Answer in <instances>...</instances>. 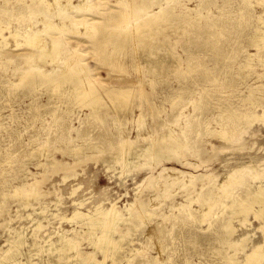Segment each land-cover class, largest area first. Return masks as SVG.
<instances>
[{"label":"rangeland","instance_id":"374dc122","mask_svg":"<svg viewBox=\"0 0 264 264\" xmlns=\"http://www.w3.org/2000/svg\"><path fill=\"white\" fill-rule=\"evenodd\" d=\"M95 1L105 3L104 8L86 11L88 18L106 20L116 9L105 0ZM136 2L147 6L143 15L164 7L167 17L145 29L142 47L133 50L129 42L117 51L112 56L116 65L106 56L114 52L111 40L99 49L92 44L102 36L101 28L109 30L117 25L115 21H106L95 31L79 25L78 34L44 33V37L55 33L65 37L61 57L68 61L72 41L81 40L78 59L90 69L99 92L129 90L126 99L119 97L113 104L104 97L106 107L93 110L75 96L68 81L58 86L39 79L29 86L19 83L22 58L32 49L24 44L23 36L14 39L8 32L19 29L22 33L30 25L42 27L38 21L44 15L34 12L35 1L0 0V11L6 12L0 22L6 37L5 41L0 37V251L6 249L9 234L20 223L29 227L26 241L31 243L34 218L47 226L43 232L75 228L80 248L90 251L87 229L58 224L52 216L56 210L68 216L76 200L84 201L83 212L110 203L123 209L141 201L140 210L146 215L129 221L134 227H128L127 239L134 243L131 247L143 252L133 253L129 264H224L231 254L241 263L258 244L263 245L260 258L250 260L264 264L263 218L255 219L252 211L235 215L236 231L230 239L244 241L240 248L232 247L220 239V220L212 217L222 213L226 217L229 210L221 202L210 208L203 204L208 192L219 187L233 168L249 166L256 177L248 172L244 177L252 187L264 180V119L249 125L246 118L260 115L264 107V42L252 43L257 36L264 37V0ZM41 63L43 70L52 66ZM230 113L241 118L230 121ZM224 128L234 131H229L234 134L231 140L217 135ZM168 134L182 144L170 159L164 150ZM152 143L162 146L163 152L161 162L151 170L137 153ZM121 151L127 157L125 165L111 161ZM162 165L167 170L158 176ZM173 171L184 175L165 181L174 176ZM33 182L41 195L32 200L33 207H19L16 187ZM239 191L240 186L232 190ZM39 202L48 204L47 213L30 209L38 208ZM207 210L211 212L203 216ZM28 213L31 217H25ZM208 222H212L210 227ZM97 257L103 259L101 254ZM106 264L119 262L108 258Z\"/></svg>","mask_w":264,"mask_h":264},{"label":"bare ground","instance_id":"6f19581e","mask_svg":"<svg viewBox=\"0 0 264 264\" xmlns=\"http://www.w3.org/2000/svg\"><path fill=\"white\" fill-rule=\"evenodd\" d=\"M30 1H35L34 9H36V11L34 12L36 15H44L42 18L40 17V21H38L41 23L42 27L38 26V28L35 29L29 24L30 26H26L22 33L19 31V29L9 30L8 32V37L14 39H17V37L20 35L23 36L24 44L32 49V51L25 53L22 58L24 66L21 68L19 74V83L29 86L33 80L39 79L44 83H52L54 86H58L62 81H68L71 83L75 96L81 101L85 100V104L90 106L93 110L106 107L104 97L113 104L116 103L119 97L126 99L129 90L104 89L102 92H99L92 82L90 69L86 66V64L80 62V59H78L81 57V53L79 52V43H81V40L79 38H75V40L72 41L73 46H69L71 53L70 55L68 53L70 61L64 60L65 58L67 59V57H61V47L62 44L65 43V37H61L60 34L65 32L78 34L79 31L77 30V27L79 25H82L84 29L95 31L97 28L103 26L106 21H115L117 25L109 30L102 27L100 30L102 36L96 37L92 44L99 49L101 48L102 43L106 42L107 40H111L114 44V52L108 53L106 56L111 60L112 65H116L115 63L113 64L112 56H114L117 51H119L129 42L132 43L131 47L133 50L137 49V47H142L147 38L145 29L148 26L155 25L160 19L165 21L167 17L162 12L164 11V7H160L155 13H146L143 15L147 10V6L141 5L140 2H136V0H105V2L110 3V6L116 7L113 12L108 14L109 16L106 18V20L88 18L87 14H85L86 11H89L94 7L104 8L105 3L99 4L101 1H99V3L95 0ZM131 7L136 10L131 9ZM138 7L140 8L137 9ZM137 10L138 14L135 13ZM3 13L6 12L0 11V22H2L1 16ZM49 30L57 31L60 34L55 33V35L53 34L49 35L48 37H44V33L48 32ZM260 30L261 29H258V31ZM2 31L3 27L0 25V37L2 41H5L6 37L2 34ZM262 31L264 32V29ZM257 41H262L263 43L264 37L257 36V39H253L252 43L254 45H258ZM16 42L18 41L16 40ZM17 45H19V43H17ZM66 47L68 48V46ZM44 61L52 63V66L49 70L41 69V62ZM151 63L152 62L149 61L150 65ZM95 75L98 76L97 73ZM117 107L120 109L119 104H117ZM229 115L231 118L228 120L235 123L241 118L240 115L236 113H230ZM246 118L249 125L256 120L264 119V107L262 108L260 115L251 114ZM229 131L234 132L233 130H226L224 128L220 130L217 135H219V137L222 139L231 140L234 134H229ZM167 140H169V145L164 150L166 151V158L170 159L171 156L173 157L178 153V150L182 144L171 134H168ZM155 144L157 143H152L145 149L141 150L139 154L137 153V156L145 157L144 164L149 165L151 170L161 162L160 155H162L161 152H163V147ZM111 161L125 165L127 162L125 151L116 153L115 156L112 157ZM161 167L162 169L159 171L158 176L167 170L166 168H163V165ZM251 170L252 169L249 166H244L233 168L229 172L227 171L228 174L222 183H219L220 186L215 190H210L203 199V204L207 205L209 208L217 202H221L223 208L229 210V213L226 217L223 216V213L221 215L216 214L215 216H213V214L212 217L220 220L219 225L222 229V238L220 239H223L227 245L232 247H241L242 241H244L243 238H240L236 241L230 239V237L236 231L232 221L235 215L241 214L242 216H245L250 211H252V215L255 216V219L256 217L264 219V180L257 186L255 185V187H252V182L251 184L247 183L244 177V173H250ZM263 173L264 172H262V174ZM173 174L174 176H169V179H166L165 181L174 179L179 180V176L184 175L180 171H173ZM250 174L252 175V173ZM189 176L194 177L193 175ZM253 177H256V175ZM153 178L155 179V177ZM160 185H162V183ZM238 186H240V191L233 193V188ZM74 191L75 190H73L72 193ZM14 194L21 198L19 203V207L21 208L32 206V200L38 199L41 195L36 182L16 187ZM226 197L228 198L227 201H225ZM140 202L134 201L133 203L126 204L123 209L116 207L115 203H110V205L105 208L101 205H97L93 210L83 212L80 209L83 207L84 201L76 200L73 202L75 208L68 216L63 215L64 213L61 214L58 212V210H56L57 212L53 214L49 212L52 214L53 219H56L60 225L62 223H68L71 226H84L87 229V232L85 233L88 234V246H90V251L87 252H83L80 248L81 243L79 237L76 236L78 230L75 228H70L71 230L57 228L55 231L43 232L44 227L46 228L47 226L42 225L39 219L35 220L34 218V223L31 224L34 225V228L32 229V233L30 235L31 238H29L31 239L30 243L26 241L28 236L27 229L29 227L26 224L20 223L19 226L14 228L9 234V237H6V249L0 251V264H103L104 262L106 264V260L108 258H111L113 262L118 261L119 264H126L130 262V257L133 253L141 254L143 252L142 249L131 247L130 244L133 242L131 243V241L127 239L129 231L128 227L133 226L129 221H131L133 217L146 215L145 211L140 210V208L143 206L142 202ZM47 206V203L39 202L38 208L30 209H32L33 212H38V214L43 215L47 213ZM56 208L57 207H55V209ZM210 212L207 210V212L202 214L203 216H206ZM29 216L31 217V213H28L25 217ZM21 219H23V217ZM58 224L57 226H59ZM211 225L212 222H208V226L210 227ZM122 227L125 228L122 229ZM260 231H264V229H260ZM262 235L264 236V233ZM262 242H264V240ZM258 245L253 247L250 253L246 254V261L240 263L238 262L239 258H236L231 254L230 256L227 255L225 257L224 264H253L250 259H253L255 256L257 259V255L260 253V246H263ZM25 246H27V251H23V247ZM263 248L264 247L261 248L262 251ZM46 253L48 255L47 259H43V255ZM125 253H129L130 256H128L129 254L125 255ZM98 254H101L103 259H99L97 257ZM36 256H39L40 258H36ZM146 257L150 256L146 254ZM261 258V261H263V254ZM37 259H40L39 262H37ZM257 263H259V261Z\"/></svg>","mask_w":264,"mask_h":264}]
</instances>
